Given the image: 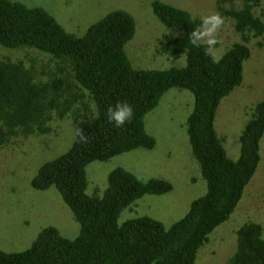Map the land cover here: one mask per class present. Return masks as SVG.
<instances>
[{
    "label": "trees",
    "instance_id": "obj_1",
    "mask_svg": "<svg viewBox=\"0 0 264 264\" xmlns=\"http://www.w3.org/2000/svg\"><path fill=\"white\" fill-rule=\"evenodd\" d=\"M237 1H217V11L232 19L240 36L218 63L205 55L203 47L195 48L189 42V34L199 28L200 19L185 9L153 1L154 13L166 27L183 30L178 36L163 37L164 52L177 59L186 56V64L138 69L125 50L136 33V20L128 11L112 10L83 36H76L44 8L0 0V45L11 51L35 48L48 56L47 63L39 68L35 63L1 55L0 146L18 136L49 133L54 119L73 115L72 108L83 104L90 106L84 113L94 110L99 114L81 129L87 143L77 135L71 149L44 163L32 180L37 190L57 187L80 224V234L71 239L55 226H48L24 251L0 248V264L196 263L199 249L215 228L231 217L261 161L264 101L252 108L240 135L238 159L229 157L216 129L222 100L244 80L245 62L251 56L249 44L256 40L258 46L264 45V17L254 11L259 0H243L240 8L235 7ZM229 2L233 7H227ZM173 87L194 96L187 131L207 192L170 227L150 216L119 223L121 212L137 199L145 194L168 193L173 185L158 178L143 181L117 167L108 176L104 195H90L86 166L136 148H153L156 139L146 131L145 116ZM86 96L90 103H86ZM118 101H126L134 109L131 122L120 128L105 116L106 109ZM237 235L231 264H264L262 225L246 223Z\"/></svg>",
    "mask_w": 264,
    "mask_h": 264
},
{
    "label": "rangeland",
    "instance_id": "obj_2",
    "mask_svg": "<svg viewBox=\"0 0 264 264\" xmlns=\"http://www.w3.org/2000/svg\"><path fill=\"white\" fill-rule=\"evenodd\" d=\"M28 7L44 8L69 33L83 36L87 29L100 21L110 11L123 9L136 20V33L125 46L132 65L138 69H168L184 66L186 56L173 58L163 50L165 35L178 36L181 28L166 27L155 15V0H13ZM189 11L200 19L204 15L219 13L218 0H160ZM243 0L235 7L240 8ZM227 7L233 4L226 3ZM255 13L264 17V0H259ZM224 25L218 32L221 43L216 46L217 59L233 43L240 41L232 19L223 16ZM254 40L249 44L251 56L245 62L244 80L232 95L225 97L216 116V129L224 140L225 149L232 159L240 156V135L248 122L253 106L264 101V45ZM20 47L11 51L0 45V57L7 54L13 59H23L40 68L47 63L42 51ZM9 49V51H8ZM33 49V50H31ZM24 50V51H22ZM31 50V51H27ZM10 53H8V52ZM37 51V52H35ZM41 52V53H39ZM139 64L141 66H137ZM84 93H86L84 91ZM86 103H90L88 96ZM193 94L185 89L171 88L159 105L145 116V128L156 139V145L136 148L117 154L107 160H94L87 164V193L103 196L108 186V176L117 167H123L139 179H164L173 189L164 194H145L119 216V223L140 216H150L162 221L166 227L181 219L191 203L207 192L198 160L195 158L188 131L187 118L194 107ZM83 105L72 108V114L54 119L51 130L43 135L18 136L0 146V248L6 252L28 249L39 233L55 226L62 235L74 239L81 231L73 211L68 207L56 186L37 190L32 185L40 167L64 154L73 146L77 129L96 119ZM80 113V115H79ZM97 113V111H96ZM261 161L246 186L242 199L231 217L210 234L198 251L195 264H231L237 250L238 229L249 222L260 223L264 237V136L261 139Z\"/></svg>",
    "mask_w": 264,
    "mask_h": 264
},
{
    "label": "clouds",
    "instance_id": "obj_3",
    "mask_svg": "<svg viewBox=\"0 0 264 264\" xmlns=\"http://www.w3.org/2000/svg\"><path fill=\"white\" fill-rule=\"evenodd\" d=\"M224 25V18L219 13H211L200 18L199 28L193 29L189 34V42L195 48H204L205 55L210 57L214 63L219 60L216 56V46L221 43L218 32ZM96 118L99 114L94 110L91 112ZM105 116L115 127L120 128L130 123L134 117V109L126 101H118L114 106L106 109ZM77 135L83 143L88 142V137L82 130L77 129Z\"/></svg>",
    "mask_w": 264,
    "mask_h": 264
}]
</instances>
